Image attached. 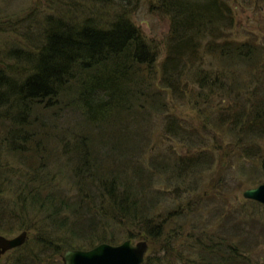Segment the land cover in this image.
I'll list each match as a JSON object with an SVG mask.
<instances>
[{"label": "rangeland", "instance_id": "obj_1", "mask_svg": "<svg viewBox=\"0 0 264 264\" xmlns=\"http://www.w3.org/2000/svg\"><path fill=\"white\" fill-rule=\"evenodd\" d=\"M221 1L228 8L231 26L225 23L208 26L210 29L197 36L202 43V66L200 70L190 68L180 78L179 90L184 92L175 95L155 80L148 87L149 93H153L152 100L147 98L142 115L132 119V122L140 120L137 126L131 125V118H125L130 121L120 145L129 147L126 158L130 156L143 175L146 193L142 198L151 205L147 206L149 214L153 220L162 218L164 222L165 235L160 240L150 243L141 236L132 238L133 242L147 241L145 264L152 260V264H216L219 259L215 254L203 251L196 241L206 244L207 239H214L215 244L221 238L231 240L242 253L248 250L245 256L264 264V206L242 195L244 190L264 183V137L259 138L253 130H242V123L229 127L231 118L223 123L215 105L222 90L208 87L215 73L223 70L229 73L225 87L232 93L230 97L224 96L230 101L226 113H242L243 118L239 119L242 122L252 113L250 107L263 103L264 0ZM162 3V0H0V73L9 77L10 82L19 83L31 68L24 57H35L50 23L59 21L73 28L89 24L106 29L118 18H127L156 51L158 76L170 23L161 10ZM210 39L246 42L254 57L236 62L223 59L218 52L204 49V43ZM198 71L207 75L203 86L195 80ZM74 92L75 88H69L55 99L33 102L25 114L20 112L19 103L0 107L3 230L0 235L11 238L27 231L26 247L7 251L0 257V264H21L29 259L28 251L30 257L44 258L43 249L50 256L49 264H62L60 255L64 250L88 249L99 244L86 236L81 221L75 220V227H70L76 214L61 207L72 206L80 198L75 173L83 167L93 170L100 166L102 171L112 166L133 168L130 162L127 165L125 157V160L118 158L114 150L120 141L114 128L116 123L113 126L111 117L103 125L99 123V127L89 122ZM131 113L135 116L138 111ZM170 121L174 129L179 127V134L165 131ZM134 126L138 135L131 133ZM9 129H16L17 136H8ZM20 130L26 139L18 136ZM243 142L260 146L253 147L255 156H244ZM197 153L201 157L199 164L180 171L179 156ZM143 165L154 168L144 172ZM178 207L180 214L170 217L169 211ZM248 218L253 221H246ZM65 219L67 229L57 224ZM128 230L135 231L130 224L110 223L95 234L111 240L107 243L119 244L129 239ZM174 232L181 235H172L165 242ZM190 233L195 234L193 239L189 238ZM242 237L245 241L239 239ZM52 245L59 251L50 249Z\"/></svg>", "mask_w": 264, "mask_h": 264}, {"label": "trees", "instance_id": "obj_2", "mask_svg": "<svg viewBox=\"0 0 264 264\" xmlns=\"http://www.w3.org/2000/svg\"><path fill=\"white\" fill-rule=\"evenodd\" d=\"M162 1L161 10L169 17L170 23L164 41L165 55L160 63L158 76H156L155 65L158 56L156 51L148 45L140 30L127 18H118L106 29L89 24L73 28L66 23L61 24L59 21L50 23L45 30L43 44L38 48L35 57L32 55L24 57L30 62L31 68L28 74L20 79L19 83H12L9 77L0 73V107L8 105L10 102L19 103L22 105L20 112L24 111L23 114H25L33 102L49 101L58 97L60 93L66 92L67 89L75 88L76 101L81 104L89 122L99 127L100 124L103 125L106 118L111 117L113 126L116 123L114 128L118 131L120 141H117L114 150H116L118 158L124 159L125 157L127 165L130 162L133 168L112 166L103 171L100 166H96L93 170H89L88 167L80 168L75 173L78 186H80V198L72 206L61 205V207L71 209L74 215L76 214L70 227H75V220L81 221L86 227V236L100 243L111 240L100 237L95 232L99 229L104 231L110 223L130 224L135 231L132 233L128 230L129 239L141 236L148 238L152 243V241L155 242L164 237L162 218L153 220L147 208L151 205H147L148 203L146 204L142 198L146 193L143 175H141L138 165L132 163L131 157L126 158L128 155L126 151L129 150V147L120 145L126 135V125L130 120L132 122L133 118L142 115L141 111L145 108L144 102L147 98L152 100L153 93H149L148 87L153 81H159L164 88H168L175 95L184 92L179 90L180 78L182 79V76L186 74V71H190V68L200 70L202 66V62H200L202 43L197 39L201 31L221 23L231 26L230 17L227 14L228 8L221 0ZM212 45L215 47L212 48ZM204 49L209 53L218 52L221 58L229 59L231 62L244 61L254 57L251 54L252 49L246 46V42L230 40L214 42L213 39H210L204 43ZM13 52L17 53V49H13ZM227 74L229 73L225 70L215 73V76H211L208 85L211 89L219 87L222 90L217 95L220 97V101L215 102L219 108L217 112L222 117V122L226 123L227 119L231 118L229 125L227 124L229 127L233 128L237 123H242V130H253L259 138L264 137V98L261 99L263 103L259 107L252 106L253 109L251 107L248 109L252 113L244 122L239 120L243 118L241 117L242 113L235 112L234 115L226 113L228 112L227 108L230 107V101L224 96L230 97V93H232L225 87L228 82ZM206 78L207 75L200 71L195 76V80L200 81V86H203L202 83L206 81ZM205 100L209 101L210 97L206 96ZM131 111H136V113L138 111V114L134 116L135 113L132 114ZM125 118L131 119L127 121L128 119ZM139 122L140 120H136L131 125L137 126ZM172 125L173 121H170L165 131L179 134L180 132L177 131L179 127L174 129ZM135 126L131 133L138 135ZM17 132L16 129H9L7 134L16 137ZM22 132L24 131L20 130L18 136L26 139L27 137ZM253 147L260 146L243 142L244 156H255ZM81 158L84 157L81 156ZM200 159L198 153L195 156H179L180 171L199 164ZM112 163L113 161L110 165ZM143 166L144 172L154 168L151 165ZM35 187L39 188L36 184ZM24 200L21 204H24ZM1 210L2 208H0ZM178 211L179 207L169 211L168 215L174 217L180 214ZM248 219L246 221H253L251 218ZM57 224L67 229L66 219L58 221ZM0 231H3L1 227ZM176 234L181 235V233L174 232L168 235L169 237L167 236L164 241L171 240V236ZM194 235V233H190V237H188L193 239ZM246 238L239 239L245 241ZM174 240H176L175 237ZM174 240H172L173 243H175ZM207 240L206 244L196 241L197 246L203 251L209 250L210 254H215L214 256L219 259L216 264H260L256 263L257 259L254 262L253 258L245 256L248 250L242 253L231 240L221 238L215 244L214 239L213 243L209 239ZM168 243L170 244V241ZM213 246L218 247V250H213ZM25 247L24 243L20 248ZM50 249L59 251L54 245L50 246ZM44 250L46 249L41 252L44 258L42 256L30 257L28 251L27 258L29 259L21 264H49L50 256L44 253ZM161 250L168 252L166 248H161ZM153 262L154 260L150 264ZM145 263L144 261L143 264Z\"/></svg>", "mask_w": 264, "mask_h": 264}, {"label": "water", "instance_id": "obj_3", "mask_svg": "<svg viewBox=\"0 0 264 264\" xmlns=\"http://www.w3.org/2000/svg\"><path fill=\"white\" fill-rule=\"evenodd\" d=\"M242 195L264 206V183L244 190ZM26 240V230L11 238L0 235V255L22 246ZM148 247L145 239L136 242L126 239L119 244L101 242L88 249H66L60 259L62 264H143Z\"/></svg>", "mask_w": 264, "mask_h": 264}, {"label": "flooded vegetation", "instance_id": "obj_4", "mask_svg": "<svg viewBox=\"0 0 264 264\" xmlns=\"http://www.w3.org/2000/svg\"><path fill=\"white\" fill-rule=\"evenodd\" d=\"M20 247H21V246H20ZM20 247H17V248H14V249H18V248H20ZM14 249H11V250H14ZM5 253H6V252H5ZM5 253H4V254H5ZM1 256H2V255H0V257H1Z\"/></svg>", "mask_w": 264, "mask_h": 264}]
</instances>
